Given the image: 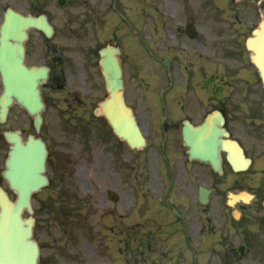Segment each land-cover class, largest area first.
Instances as JSON below:
<instances>
[{
  "label": "flooded vegetation",
  "instance_id": "1",
  "mask_svg": "<svg viewBox=\"0 0 264 264\" xmlns=\"http://www.w3.org/2000/svg\"><path fill=\"white\" fill-rule=\"evenodd\" d=\"M208 1L206 6L202 0H0V25L12 8L45 14L54 27L50 36L30 29L25 61L49 68L47 104L57 89L65 92L60 108L71 124L85 123L104 87L100 48L114 43L122 49L128 103L151 136L142 152L119 139L110 152L118 186L130 184L133 203L127 214L120 205L114 212L120 262L190 264L203 252L206 264H216L220 253L229 254L234 264L239 253L257 252L258 264H264V89L246 44L244 6L231 4L222 11L215 0ZM217 17L224 25L221 40ZM84 91L91 92V100ZM217 111L251 164L236 170L223 151L219 173L191 157L199 153L194 147L200 133L194 129L201 131ZM55 158L54 177L64 162L62 155ZM201 187L209 189L204 198ZM94 209L82 197L35 198L40 264H100V244L90 247L69 238L64 253L54 246L53 225L68 236L74 226L85 233Z\"/></svg>",
  "mask_w": 264,
  "mask_h": 264
},
{
  "label": "water",
  "instance_id": "2",
  "mask_svg": "<svg viewBox=\"0 0 264 264\" xmlns=\"http://www.w3.org/2000/svg\"><path fill=\"white\" fill-rule=\"evenodd\" d=\"M28 18L10 13L1 29L0 70L3 74L5 92L0 101L1 112L5 115L9 105L18 100L28 111L36 115L35 123L39 128L42 119V100L38 87L42 71L28 70L23 63V42L26 28L31 24ZM250 45L255 51L254 60L262 70L264 79V20ZM104 74L107 80L109 97L102 102V109L115 131L131 144L142 141L140 130L133 114L127 108L123 96L122 68L118 50L112 46L101 51ZM13 143L7 161L6 173L12 188L19 194L16 202L11 201L4 191H0V264H37V246L32 240L33 219L22 217V211L30 212V195L39 189L46 177L42 174L47 150L45 144L33 136L23 142L15 132L7 134Z\"/></svg>",
  "mask_w": 264,
  "mask_h": 264
},
{
  "label": "rangeland",
  "instance_id": "3",
  "mask_svg": "<svg viewBox=\"0 0 264 264\" xmlns=\"http://www.w3.org/2000/svg\"><path fill=\"white\" fill-rule=\"evenodd\" d=\"M254 18H255V16H254ZM59 20H62V19L60 18ZM89 44H90V41H89ZM69 82H71V80ZM65 94L66 93L61 92L58 96L64 97ZM94 94H96V93H94ZM99 95H100L99 98H102L103 95H106V91H103L102 94L100 92ZM141 109L142 108H140L139 110L141 111ZM51 115L54 116V118H52V120H51L52 127L54 128L53 134L55 136H60V138H62L61 137L62 135H59L62 132L61 128L64 127V126H60V124H59V122H60L59 117L62 116V111L58 110V108H53V111H51ZM17 119H18V117H15L14 121H17ZM24 121L25 122L22 123V126L26 130V133L33 131L31 129V122H30L31 120H29V118L27 116H24ZM14 125H17V124H14ZM92 128H93L94 133H95L93 136L94 139H92V140L95 143L97 142V144L99 141L100 145L102 146L104 142L101 139H103L104 137L100 136V140H99V138L97 137V133L99 132V130L96 131V125H93ZM84 143H85V141H83V139H81V135L77 136V138L74 141L68 140L69 148L67 149V151L73 149V153L74 152L82 153V151H85L87 149L86 145H84ZM102 147H104V146H102ZM96 150L97 149L93 150V154H95ZM70 152H72V151H70ZM101 157H103V156L100 155V161H98V160L93 161V160H90L89 158L84 157V158H81L77 164V169L80 172V175L82 178V181H79L81 184L79 183L80 186H78V189H82L83 191L94 190L95 192H92V191H90V192L94 194L93 196H94V198H96V201L100 200V204L104 200V193L106 194V192L108 190V186L111 184V180L113 177L111 172L105 173V172L101 171L100 165L103 164V165H105V168L108 167V162L103 161V159ZM108 171H111V169L108 168ZM47 193H49V191H47ZM100 226H103V225L100 224ZM105 234L107 235V238L113 237V235L110 232L105 231ZM101 236L102 235H100V250L103 249V247L105 246V243H103ZM116 244L113 245V242L111 241V247L115 246ZM221 257L223 259L224 254H222ZM103 260H108V259L103 258L100 255V264H105L103 262ZM249 262H251V261L246 259L244 261L239 262V264H245V263H249ZM254 262H255V260H254Z\"/></svg>",
  "mask_w": 264,
  "mask_h": 264
}]
</instances>
